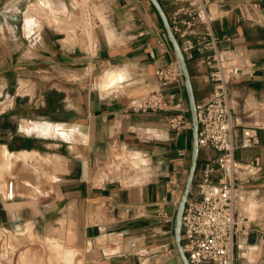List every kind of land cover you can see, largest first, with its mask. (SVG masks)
<instances>
[{
  "label": "crops",
  "instance_id": "crops-1",
  "mask_svg": "<svg viewBox=\"0 0 264 264\" xmlns=\"http://www.w3.org/2000/svg\"><path fill=\"white\" fill-rule=\"evenodd\" d=\"M29 1L23 27L0 25V57L16 61L17 77L39 71L46 79L56 71L57 79L52 86L39 81L36 91L42 107L35 114L15 112L11 117L22 123L10 131L6 143H0L5 148L0 150V162L10 158L8 181L16 189V183H24L30 195L43 194L47 200L43 218L56 210L57 220L72 222L80 231L83 248L65 246L75 250L69 262L49 244L63 264H183L174 221H162L159 213L175 216V197L167 183L175 169L181 173L190 165L192 129L173 130L169 125L173 110L132 107L145 95L166 90L184 97L189 108L185 85H164L155 74L175 59L156 9L150 0ZM160 1L169 15L174 0ZM209 7L220 48H235L256 64L254 75L231 83L230 92L239 121L237 134L250 131L260 138L253 147L238 148L236 156L244 163L259 157L260 173L264 0H209ZM45 15L48 23L43 21ZM23 60L25 67L19 66ZM201 62L199 53L188 62L197 101L208 99L213 88ZM52 92L54 100L49 99ZM180 150H186V156ZM216 154L213 149L202 150L199 160ZM36 183L42 186L37 188ZM43 183L46 187L52 183L51 189ZM246 213L251 219L256 212ZM21 216L32 219L36 229V215L21 212ZM81 250L84 259L78 258ZM234 250L235 264H264V217L236 235Z\"/></svg>",
  "mask_w": 264,
  "mask_h": 264
},
{
  "label": "built area",
  "instance_id": "built-area-1",
  "mask_svg": "<svg viewBox=\"0 0 264 264\" xmlns=\"http://www.w3.org/2000/svg\"><path fill=\"white\" fill-rule=\"evenodd\" d=\"M169 21L187 61H195L197 53L207 69V80L213 83L208 99L197 101L200 151L213 149L216 155L199 160L191 194L184 215L183 243L191 264H235V237L251 228V222L241 217L239 207L244 195L242 183L254 179L262 167L256 157L244 163L236 156L238 148H250L260 143L256 133L245 131L239 137L238 119L234 117L231 83L252 76L256 64L235 48L222 49L216 34L209 0H174ZM245 14L243 13V18ZM164 85H184L181 69L175 59L156 70ZM132 107L139 111H170L169 125L177 133L192 129L189 108L184 97L174 92L157 90L145 95ZM186 156V150H180ZM181 173L174 170L167 187L175 197L177 207L184 186ZM164 222L174 221V214L159 213Z\"/></svg>",
  "mask_w": 264,
  "mask_h": 264
},
{
  "label": "rangeland",
  "instance_id": "rangeland-1",
  "mask_svg": "<svg viewBox=\"0 0 264 264\" xmlns=\"http://www.w3.org/2000/svg\"><path fill=\"white\" fill-rule=\"evenodd\" d=\"M30 3L32 2L29 0H0V25L7 27V24H9L11 27H23L25 12ZM38 17L42 19V16ZM43 21H48L46 15ZM6 34H8L7 30ZM1 36L3 34H0V38ZM15 64L16 61L13 62L10 59L0 57V143H6L10 131H16L17 128H20V123L22 122L19 120L16 123L11 119L15 112L31 115L41 109L40 92L39 90L38 92L36 91L41 87L39 81L41 79L49 81V86H52L57 79L56 71L49 78H46L48 80L41 78L39 71H33L31 74L17 77L13 70ZM19 64L21 67L26 66L24 65V60L20 61ZM27 70H34V68ZM53 79L55 80L54 82ZM53 92L49 96L51 100L55 99ZM43 95L47 103L48 97L46 94ZM37 103H39V108L35 109ZM188 170L189 165L187 164L181 172V178L184 181ZM9 176L8 174L6 180L10 179ZM7 183L9 184L6 185V189L9 194L3 197L5 200L0 199V264H63L59 260L56 250L50 245H54L61 250L60 255L62 259H65V262L71 261L75 255V250L65 246L79 249L82 246L81 248H83L80 231L76 229L72 222L62 219L57 220L56 210L52 211L53 214L48 219L43 218L42 215L45 213L47 203V200L42 197L43 194L30 195L28 193L29 189L25 187L24 183H16L17 189L15 184L14 188L11 189L10 182L8 181ZM44 184L46 183H43V186ZM47 184L48 186L46 187L45 185L44 187L51 189L52 183ZM247 184H256L257 186L251 187ZM241 190L245 196L244 199L250 194L258 201L255 205L257 211L254 218H248L249 221L252 222L264 217V167L263 171L255 175L254 179L242 183ZM13 191L14 195L12 196ZM16 194L17 196L14 197ZM31 197L33 198L31 199ZM245 201L243 200V202ZM241 206L239 207L241 217H248ZM15 210H19L17 214L13 213ZM21 212L23 214L31 213L36 215L35 222L37 226L35 230L34 221L32 220L33 224L29 225L31 220H25V216L20 217ZM248 219L246 218L245 220ZM15 221L23 223L17 226ZM67 251H73V253L71 252L72 254L68 255ZM51 253H55L53 259L49 258ZM78 258L84 259L85 251L81 250Z\"/></svg>",
  "mask_w": 264,
  "mask_h": 264
},
{
  "label": "water",
  "instance_id": "water-1",
  "mask_svg": "<svg viewBox=\"0 0 264 264\" xmlns=\"http://www.w3.org/2000/svg\"><path fill=\"white\" fill-rule=\"evenodd\" d=\"M150 2L156 9L162 21L167 38L172 46L175 55V60L177 61L178 66L182 71L184 85L189 103L190 115H191V122H192L191 160H190L187 177L185 179L184 186L179 198V202L175 213V219H174V238L181 261L183 264H191L183 243L182 226H183L184 210L188 198L191 194L197 167L199 164V157H200V144H199L200 124H199L198 110H197V98H196L194 82L188 61L182 50L181 44L172 29L168 14L160 0H150Z\"/></svg>",
  "mask_w": 264,
  "mask_h": 264
},
{
  "label": "bare ground",
  "instance_id": "bare-ground-1",
  "mask_svg": "<svg viewBox=\"0 0 264 264\" xmlns=\"http://www.w3.org/2000/svg\"><path fill=\"white\" fill-rule=\"evenodd\" d=\"M113 81V80H112ZM106 83H108V82H106ZM114 83V81L112 82V84ZM105 85V84H104ZM102 87H103V84L101 85ZM30 127V126H29ZM26 128H27V126H26ZM31 128V127H30ZM1 149H3V150H5V148H0V150ZM7 151L8 150H6V154H7ZM2 152V151H1ZM31 153V152H30ZM6 154H5V156H6ZM28 154V153H27ZM35 154V153H34ZM10 155V154H9ZM21 155V154H20ZM18 156H19V154H18ZM31 156V155H30ZM1 157V156H0ZM10 157V156H9ZM21 157H22V155H21ZM10 159V158H9ZM8 156H6V157H4L3 158V160L0 162V197H5V196H7L9 193H8V191H7V189H6V185L7 184H9V183H7L8 182V180H6V177H7V174H8V167L10 166V162H8ZM10 161V160H9ZM27 161V160H26ZM8 164H9V166H8ZM38 183V182H37ZM36 183V185H37V188L39 187V186H42L40 183L39 184H37ZM10 188L11 189H13L14 188V183H10ZM41 189V188H40ZM54 189V188H53ZM35 190H37V189H35ZM34 193H35V191H34ZM14 195V191L12 192V196ZM243 198H245V196L243 197ZM244 200H246L245 202H242V206H241V208H242V210L244 209L245 211L244 212H247V211H251V212H256L257 210H256V207H255V205H256V203L258 202V201H256V199L253 197V196H251L250 194L247 196V198L246 199H244ZM251 214V213H250ZM17 217H18V215H16ZM250 216V215H249ZM24 217V216H23ZM21 219V218H20ZM23 219V218H22ZM25 219H26V217H25ZM19 220V219H18ZM32 220V219H31ZM23 221V220H22ZM16 222V224H17V226L18 225H20L21 224V221H15ZM26 224L28 225V223L26 222ZM33 223H32V221H29V225H32ZM68 253V255H71L72 253H73V251H67ZM72 252V253H71ZM67 259V258H66ZM64 261H65V259H63ZM67 262V261H66Z\"/></svg>",
  "mask_w": 264,
  "mask_h": 264
}]
</instances>
